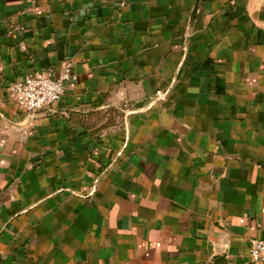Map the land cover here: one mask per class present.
<instances>
[{"label":"crops","instance_id":"0c3cea01","mask_svg":"<svg viewBox=\"0 0 264 264\" xmlns=\"http://www.w3.org/2000/svg\"><path fill=\"white\" fill-rule=\"evenodd\" d=\"M69 61L61 101L11 98ZM252 238L264 0H0V264H258Z\"/></svg>","mask_w":264,"mask_h":264},{"label":"built area","instance_id":"2783aa9c","mask_svg":"<svg viewBox=\"0 0 264 264\" xmlns=\"http://www.w3.org/2000/svg\"><path fill=\"white\" fill-rule=\"evenodd\" d=\"M77 79L73 62L69 61L59 76H54L51 71L27 73L23 79L14 81L9 86L10 96L28 115H35L61 101L66 82ZM249 255L255 263L264 264V238L250 239Z\"/></svg>","mask_w":264,"mask_h":264},{"label":"water","instance_id":"95a60500","mask_svg":"<svg viewBox=\"0 0 264 264\" xmlns=\"http://www.w3.org/2000/svg\"><path fill=\"white\" fill-rule=\"evenodd\" d=\"M194 12V11H193Z\"/></svg>","mask_w":264,"mask_h":264}]
</instances>
